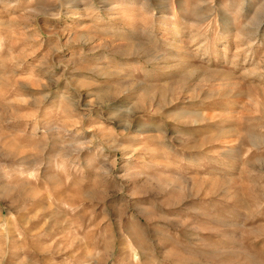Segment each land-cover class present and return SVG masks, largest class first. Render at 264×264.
<instances>
[{"label": "rangeland", "instance_id": "374dc122", "mask_svg": "<svg viewBox=\"0 0 264 264\" xmlns=\"http://www.w3.org/2000/svg\"><path fill=\"white\" fill-rule=\"evenodd\" d=\"M0 264H264V0H0Z\"/></svg>", "mask_w": 264, "mask_h": 264}]
</instances>
